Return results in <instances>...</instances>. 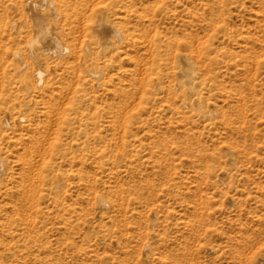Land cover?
Instances as JSON below:
<instances>
[{
  "label": "rangeland",
  "instance_id": "374dc122",
  "mask_svg": "<svg viewBox=\"0 0 264 264\" xmlns=\"http://www.w3.org/2000/svg\"><path fill=\"white\" fill-rule=\"evenodd\" d=\"M97 1L134 42L98 79L0 94V264H264V0Z\"/></svg>",
  "mask_w": 264,
  "mask_h": 264
},
{
  "label": "bare ground",
  "instance_id": "6f19581e",
  "mask_svg": "<svg viewBox=\"0 0 264 264\" xmlns=\"http://www.w3.org/2000/svg\"><path fill=\"white\" fill-rule=\"evenodd\" d=\"M94 1L0 0L2 12L0 16V94L3 96L2 100L11 102L17 94L32 92L38 86L42 92H53L56 86H59L56 85L58 77L56 78L54 73L62 62V58L54 59V55H62L63 52L69 51L71 57L75 59L73 61L79 60L80 63L74 64V62L69 66L67 59L65 66L71 67L78 76H89L94 80L98 79L103 69L107 67L104 66L105 61H99L102 57H105L113 48L123 49L122 47L134 43L126 17L113 11L112 14L115 15V19L117 18L118 24L107 23L104 15L111 9L107 5H100L98 1ZM14 10L25 14H21V18H10V13ZM142 72L144 74L146 71ZM177 73L180 78L185 74L190 83L195 81L191 65H188L187 69L181 67ZM137 85L140 88L143 83ZM153 87L157 89L166 86L159 80H155ZM185 90L182 91L185 92ZM28 104H24L16 112H11L12 115L11 113L4 115L0 120L1 125L10 127L26 121L27 116L23 112ZM195 106H201L199 98L195 100ZM212 112L208 111L206 115ZM4 164L5 159L1 157L0 172L3 171ZM59 184L57 180L52 184L51 189L56 190ZM96 201L99 206L108 204L106 197L102 194L96 195ZM233 202L234 199L231 197L229 203L233 204ZM150 246L151 240H147L144 248L149 249Z\"/></svg>",
  "mask_w": 264,
  "mask_h": 264
}]
</instances>
